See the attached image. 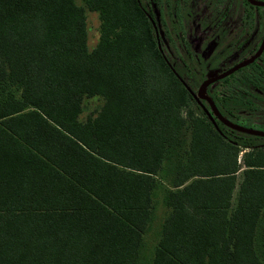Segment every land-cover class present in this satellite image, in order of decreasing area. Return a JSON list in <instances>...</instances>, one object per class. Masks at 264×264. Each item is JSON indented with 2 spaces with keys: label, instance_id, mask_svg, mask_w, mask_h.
<instances>
[{
  "label": "trees",
  "instance_id": "16d2710c",
  "mask_svg": "<svg viewBox=\"0 0 264 264\" xmlns=\"http://www.w3.org/2000/svg\"><path fill=\"white\" fill-rule=\"evenodd\" d=\"M85 5L91 49L75 0H0V264H138L158 195L149 264H264L263 140L209 117L143 0Z\"/></svg>",
  "mask_w": 264,
  "mask_h": 264
},
{
  "label": "flooded vegetation",
  "instance_id": "af4514ba",
  "mask_svg": "<svg viewBox=\"0 0 264 264\" xmlns=\"http://www.w3.org/2000/svg\"><path fill=\"white\" fill-rule=\"evenodd\" d=\"M143 2L156 45L182 81L195 92L211 79L203 93L218 111L264 124V0Z\"/></svg>",
  "mask_w": 264,
  "mask_h": 264
},
{
  "label": "rangeland",
  "instance_id": "374dc122",
  "mask_svg": "<svg viewBox=\"0 0 264 264\" xmlns=\"http://www.w3.org/2000/svg\"><path fill=\"white\" fill-rule=\"evenodd\" d=\"M75 2L79 5H82L84 7V14H85V29H86V46L88 49H91L97 42L98 36H99V24H100V18L97 11L89 10L85 5V0H75ZM103 99L99 95H91V96H84L82 99V108L79 113L80 119H85L87 115L93 113L98 107H100ZM207 108V107H206ZM208 109V108H207ZM228 118V117H227ZM229 121L232 123H235L237 125L264 131V124L261 122H254V121H240V120H232L228 118ZM182 139L183 141L187 142L188 140V130L184 129L182 131ZM241 178V169L237 171L236 173V181L238 182ZM236 182V186H237ZM235 191L232 192V201L235 197ZM153 205V211H152V220L150 222V225L143 233V245L141 250V257L138 264H149L154 246L160 236V224L162 221V218L166 212V206L164 205L162 196L158 195L155 198ZM263 226V228H262ZM264 215L261 216L260 223L257 226V233L255 237V247L257 250L258 255L262 258L264 261Z\"/></svg>",
  "mask_w": 264,
  "mask_h": 264
},
{
  "label": "water",
  "instance_id": "95a60500",
  "mask_svg": "<svg viewBox=\"0 0 264 264\" xmlns=\"http://www.w3.org/2000/svg\"><path fill=\"white\" fill-rule=\"evenodd\" d=\"M258 53V52H257ZM256 53V54H257ZM252 57H250L249 59H247L246 61H249L250 59H252ZM244 63V62H242ZM211 79H205L199 86L198 88L196 89V91H191L192 95L199 99V98H204L207 102H208V105L210 107V109L212 110V113L215 115V117L221 121L223 124H225L226 126H229L233 129H236V130H239V131H242V132H246V133H250V134H256V135H264V131H259V130H254V129H250V128H246V127H243V126H240V125H237L235 123H232L231 121H229L226 117H224L219 111L218 109L216 108L214 102L212 101V99L205 95L203 92H204V87L205 85L210 81ZM205 110L208 112L207 108H205ZM209 117L213 119L212 115L210 113H208Z\"/></svg>",
  "mask_w": 264,
  "mask_h": 264
}]
</instances>
